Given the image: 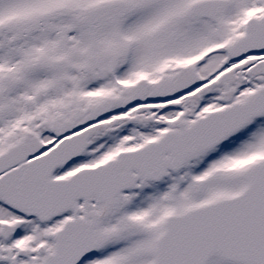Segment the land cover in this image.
I'll list each match as a JSON object with an SVG mask.
<instances>
[{
  "label": "snow or ice",
  "instance_id": "snow-or-ice-1",
  "mask_svg": "<svg viewBox=\"0 0 264 264\" xmlns=\"http://www.w3.org/2000/svg\"><path fill=\"white\" fill-rule=\"evenodd\" d=\"M0 264H264V0H0Z\"/></svg>",
  "mask_w": 264,
  "mask_h": 264
}]
</instances>
